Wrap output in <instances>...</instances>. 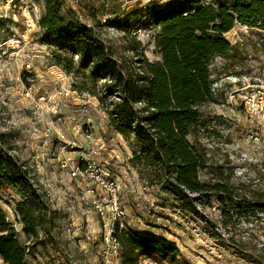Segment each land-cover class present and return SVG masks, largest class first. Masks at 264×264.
<instances>
[{
    "label": "rangeland",
    "instance_id": "374dc122",
    "mask_svg": "<svg viewBox=\"0 0 264 264\" xmlns=\"http://www.w3.org/2000/svg\"><path fill=\"white\" fill-rule=\"evenodd\" d=\"M30 1L22 3L30 5ZM32 1L36 9L30 13L3 12L8 17L0 35V151L29 169L46 192L48 206L39 230L38 240L43 243L36 245L22 231L16 211L21 195L16 188L0 189V208L16 236L31 248L25 264H103L101 221L90 206L87 186L63 167L77 164L84 152L99 147V141L105 146L97 151V162L121 181L125 227L166 238L190 264H264L263 214L246 217L244 207L236 209L228 199L224 205L216 194L210 199L202 196L193 213L161 184L148 185L139 176L131 163V145L110 126L96 96L105 92L112 76L95 58L82 68L79 54L51 40L39 25L46 0ZM170 1L179 0H62L61 13L66 21L85 25L104 44L111 60L126 69L133 63L137 66V57L124 27H130L131 37L141 42L140 54L152 62L160 60L152 13ZM226 37L236 47L234 52L216 57L211 64L221 103L202 107L208 125L195 129L188 139L206 153L201 184L223 180L234 187L244 184L239 194H261L264 136L258 143L252 139L259 130L247 119L236 90L247 79L264 75V30L237 23ZM224 207L229 219L223 216ZM0 264H5L1 258Z\"/></svg>",
    "mask_w": 264,
    "mask_h": 264
},
{
    "label": "trees",
    "instance_id": "16d2710c",
    "mask_svg": "<svg viewBox=\"0 0 264 264\" xmlns=\"http://www.w3.org/2000/svg\"><path fill=\"white\" fill-rule=\"evenodd\" d=\"M45 3L39 25L47 36L79 54L82 68H88L95 58L112 76L105 92L96 96L107 111L110 126L131 145V163L148 185L161 184L183 209L193 213L202 196L210 199L216 194L224 205L228 199L236 209L244 207L246 217L264 215V193L239 194L244 184L234 187L223 180L201 184L199 173L207 166L206 153L188 139L195 129L208 125L202 107L221 103L213 91L216 80L211 64L216 57L226 58L234 52L236 47L226 34L237 23L264 30V0L170 1L152 13L160 60L152 62L140 54L141 42L131 37L130 27H124L137 57V66L133 63L126 69L111 60L104 44L85 25L66 21L62 0ZM13 188L21 195L16 211L22 231L34 244L43 243L38 239L48 215L46 192L24 164L0 151V189ZM223 216L230 218L226 207ZM118 238L122 264H143L142 257L159 264H190L164 237L124 227L118 228ZM28 251L31 248L16 236L13 223L0 208V258L5 264H25Z\"/></svg>",
    "mask_w": 264,
    "mask_h": 264
},
{
    "label": "built area",
    "instance_id": "2783aa9c",
    "mask_svg": "<svg viewBox=\"0 0 264 264\" xmlns=\"http://www.w3.org/2000/svg\"><path fill=\"white\" fill-rule=\"evenodd\" d=\"M22 1L24 0H0V35L4 29V20L8 17L3 12L9 13L18 9L30 13V10L36 9V4L32 0L30 5L23 4ZM31 65L28 63L26 67L31 68ZM217 85L218 83L215 81L213 84L215 93L218 91ZM236 92L247 119L260 131H254L251 134L252 139L258 143L264 136V75L247 79ZM26 95L31 96L29 91L26 92ZM234 98L235 96H232V101ZM44 99V97L41 98V100ZM98 146L91 151L84 152L74 166L64 163L63 167H69L71 177L80 180L87 186L86 193L89 195L90 206L100 218L101 261L103 264H122L118 228L125 227L127 209L120 198L121 181L96 160L95 155L100 148L105 146V142L99 141ZM68 232H70V228H68Z\"/></svg>",
    "mask_w": 264,
    "mask_h": 264
}]
</instances>
